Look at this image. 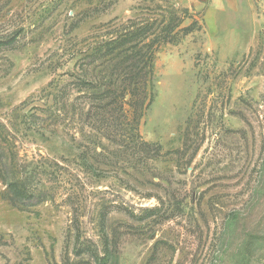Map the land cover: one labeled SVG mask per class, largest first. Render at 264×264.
Instances as JSON below:
<instances>
[{"label": "rangeland", "instance_id": "obj_1", "mask_svg": "<svg viewBox=\"0 0 264 264\" xmlns=\"http://www.w3.org/2000/svg\"><path fill=\"white\" fill-rule=\"evenodd\" d=\"M0 264H264V0H0Z\"/></svg>", "mask_w": 264, "mask_h": 264}, {"label": "trees", "instance_id": "obj_2", "mask_svg": "<svg viewBox=\"0 0 264 264\" xmlns=\"http://www.w3.org/2000/svg\"><path fill=\"white\" fill-rule=\"evenodd\" d=\"M140 32H133L131 34L127 33L122 35L116 40L110 42L108 46L114 47L113 49L119 52L120 60V69L119 71L122 74H125L128 78H136L142 77L145 80L141 83H137L128 79V81H122L121 83H113L110 82L107 85V88L102 91L98 83L86 84L85 86L90 88L91 90H97L98 94L93 95V98L97 100L95 105L97 104L96 109L108 110L109 107H118L120 100L124 98V93L130 95L132 101V109L134 114L138 119L135 122H139V118L143 116L144 110L150 105L151 102L147 105L148 99H150L151 92L153 89L152 82V71H153V55L154 49L150 47V43H144L141 48H138L137 45L131 46L134 41L140 36L144 35L142 33L143 29H140ZM128 45V46H127ZM122 49V50H119ZM125 49V50H124ZM117 52V53H118ZM134 122V123H135ZM132 128L133 139L135 140V144L140 147L142 143H139V139L136 138L139 136L137 127L134 124L129 125ZM137 142V143H136ZM19 180L10 181L8 183V188L16 194H24V188L22 184H19Z\"/></svg>", "mask_w": 264, "mask_h": 264}]
</instances>
